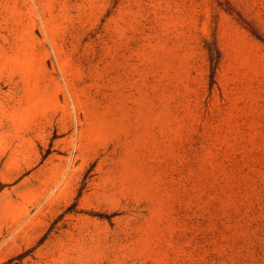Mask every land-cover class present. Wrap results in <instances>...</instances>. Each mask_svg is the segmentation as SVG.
Segmentation results:
<instances>
[{
    "label": "rangeland",
    "instance_id": "374dc122",
    "mask_svg": "<svg viewBox=\"0 0 264 264\" xmlns=\"http://www.w3.org/2000/svg\"><path fill=\"white\" fill-rule=\"evenodd\" d=\"M0 264H264V0H0Z\"/></svg>",
    "mask_w": 264,
    "mask_h": 264
},
{
    "label": "trees",
    "instance_id": "16d2710c",
    "mask_svg": "<svg viewBox=\"0 0 264 264\" xmlns=\"http://www.w3.org/2000/svg\"><path fill=\"white\" fill-rule=\"evenodd\" d=\"M209 57H210V63L212 65H216L218 63V60H219V53H218V51H216V50L209 51Z\"/></svg>",
    "mask_w": 264,
    "mask_h": 264
}]
</instances>
